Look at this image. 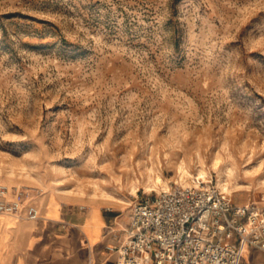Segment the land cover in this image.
Segmentation results:
<instances>
[{
	"label": "rangeland",
	"instance_id": "1",
	"mask_svg": "<svg viewBox=\"0 0 264 264\" xmlns=\"http://www.w3.org/2000/svg\"><path fill=\"white\" fill-rule=\"evenodd\" d=\"M196 174L264 204V0H0V183L125 213Z\"/></svg>",
	"mask_w": 264,
	"mask_h": 264
},
{
	"label": "built area",
	"instance_id": "2",
	"mask_svg": "<svg viewBox=\"0 0 264 264\" xmlns=\"http://www.w3.org/2000/svg\"><path fill=\"white\" fill-rule=\"evenodd\" d=\"M24 191L0 183V212L35 219ZM241 243L264 251V204L234 203L211 179L146 194L130 205L115 264H238Z\"/></svg>",
	"mask_w": 264,
	"mask_h": 264
},
{
	"label": "crops",
	"instance_id": "3",
	"mask_svg": "<svg viewBox=\"0 0 264 264\" xmlns=\"http://www.w3.org/2000/svg\"><path fill=\"white\" fill-rule=\"evenodd\" d=\"M25 193L24 203H34L39 216L0 213V264H115L116 252L109 246L123 238L130 207L123 213L92 202L74 211L61 198L57 208L51 198L43 210L39 194L35 202L29 191ZM91 204L97 207L88 209ZM238 264H264V251L241 243Z\"/></svg>",
	"mask_w": 264,
	"mask_h": 264
},
{
	"label": "bare ground",
	"instance_id": "4",
	"mask_svg": "<svg viewBox=\"0 0 264 264\" xmlns=\"http://www.w3.org/2000/svg\"><path fill=\"white\" fill-rule=\"evenodd\" d=\"M182 177V176H181ZM187 178V177H186ZM197 179H205V176H202V175H199V174H196L192 179L196 180ZM191 179V180H192ZM188 182V181H187ZM41 202V204L43 205V210L45 208H48L49 205H50V195L49 193H45L44 195H42L41 197L38 198ZM41 206V205H40ZM96 212V211H95ZM98 212V211H97ZM0 213H4V212H0ZM91 213V212H90ZM5 214H8V213H5ZM10 215H13V214H10ZM90 215V214H89ZM36 221V220H35ZM48 224V223H47Z\"/></svg>",
	"mask_w": 264,
	"mask_h": 264
}]
</instances>
